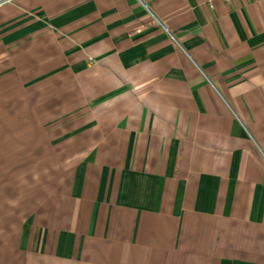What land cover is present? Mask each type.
Listing matches in <instances>:
<instances>
[{
  "label": "crops",
  "instance_id": "obj_1",
  "mask_svg": "<svg viewBox=\"0 0 264 264\" xmlns=\"http://www.w3.org/2000/svg\"><path fill=\"white\" fill-rule=\"evenodd\" d=\"M0 264H264V0L1 4Z\"/></svg>",
  "mask_w": 264,
  "mask_h": 264
},
{
  "label": "built area",
  "instance_id": "obj_2",
  "mask_svg": "<svg viewBox=\"0 0 264 264\" xmlns=\"http://www.w3.org/2000/svg\"><path fill=\"white\" fill-rule=\"evenodd\" d=\"M8 1H10V0H1L0 5L3 4V3H6V2H8ZM212 1H214V0H208V3L211 4ZM220 1H223V2H229V1H231V0H220Z\"/></svg>",
  "mask_w": 264,
  "mask_h": 264
}]
</instances>
